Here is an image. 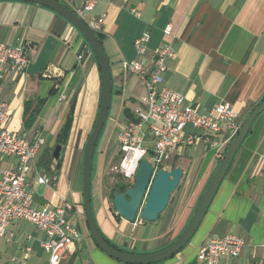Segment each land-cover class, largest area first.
<instances>
[{
	"label": "crops",
	"instance_id": "1",
	"mask_svg": "<svg viewBox=\"0 0 264 264\" xmlns=\"http://www.w3.org/2000/svg\"><path fill=\"white\" fill-rule=\"evenodd\" d=\"M58 1L74 9L73 0ZM102 15L99 33L110 63L115 99V116L109 110L111 125L116 122L113 142L144 93L139 78L123 69V60L146 62L164 43H171L174 55L166 60L163 83L183 95L182 107L205 112L227 102L244 121L263 99L264 0H99L87 17ZM167 25L170 34L163 31ZM145 31L150 33L147 54L138 56L133 41ZM0 40L26 50L31 58L22 74H5L0 80V100L8 105L11 132L29 139L41 134L45 139L37 169L44 170L51 181L40 184L36 171H31L28 185L34 206H73L69 218L79 238L61 264H110L89 234L82 205L83 148L101 98L98 60L73 25L53 9L34 2L0 1ZM69 116L70 130L63 144L59 133ZM56 144L64 148L58 171V161L52 156ZM105 145L97 147L91 172L97 227L111 242L128 249L152 253L170 245L185 229L221 158L214 153L202 156L212 150L203 142L186 147L171 163L183 170V177L158 221L137 218L131 223L110 204L106 180L119 156L116 145L113 151ZM16 165L15 158L0 155V171ZM133 229L142 233L140 243L132 238L127 242ZM197 232L161 264H197V248L209 236L225 234L243 238L244 246L239 256L222 258L219 264H264V114L237 151ZM45 239L30 222L14 221L0 237V260L47 264L49 254L41 247ZM89 254L93 258H87Z\"/></svg>",
	"mask_w": 264,
	"mask_h": 264
},
{
	"label": "built area",
	"instance_id": "2",
	"mask_svg": "<svg viewBox=\"0 0 264 264\" xmlns=\"http://www.w3.org/2000/svg\"><path fill=\"white\" fill-rule=\"evenodd\" d=\"M98 1L73 0V11L96 33L102 28L104 16L88 18L87 14L93 11ZM163 31L170 34V26ZM149 39L148 31L134 39L133 47L138 56L147 54ZM173 55L171 43H164L151 52L146 62L139 59L122 62L123 69L136 75L144 87L140 104L132 109L136 120L122 126L115 138L119 157L111 171H116L130 185L142 159L150 163L153 174L159 168L171 166L174 158L182 155L186 147L199 142L213 149L216 158H222L224 148L243 123L227 102L218 103L205 112L182 107L183 95L163 83L166 60ZM30 61L26 50L0 40V80L5 74H22ZM9 120L8 105L0 100V155L17 160L15 168L0 171V237L6 235L10 223L26 220L46 236L41 247L49 254L47 264H61L79 238L78 228L69 218L73 206L69 203L44 209L34 206L33 193L28 185L31 171H36L38 183L49 184L51 181L44 170L37 169L45 139L41 134L29 139L11 132ZM187 127L193 131L186 130ZM219 136L221 140L217 139ZM243 246V238L235 234L209 236L197 248V264H219L222 258L237 257ZM29 250L26 248L27 252ZM0 264L24 263L13 258L0 260Z\"/></svg>",
	"mask_w": 264,
	"mask_h": 264
},
{
	"label": "water",
	"instance_id": "3",
	"mask_svg": "<svg viewBox=\"0 0 264 264\" xmlns=\"http://www.w3.org/2000/svg\"><path fill=\"white\" fill-rule=\"evenodd\" d=\"M12 1V0H0ZM34 2L47 6L57 12L84 37L93 50L100 69L101 98L93 127L85 141L82 156V205L85 213L89 234L97 248L107 256L122 264H157L176 255L191 240L198 229L203 217L215 196L220 183L229 169L237 151L243 144L256 118L264 111V98L244 119L238 133L228 145L219 165L204 189L193 214L182 233L165 248L152 253H130L119 250L110 245L101 235L93 213L91 203V172L94 149L100 132L107 122L112 99V77L110 63L101 40L83 19L58 0H19ZM64 148L56 144L52 156L58 161L56 171L59 170ZM150 163L142 159L139 163L134 182L123 191L112 193V207L117 215L128 222L134 223L137 218L152 223L157 220L166 209L171 194L178 188L183 177L180 167L170 169L159 168L153 173Z\"/></svg>",
	"mask_w": 264,
	"mask_h": 264
},
{
	"label": "rangeland",
	"instance_id": "4",
	"mask_svg": "<svg viewBox=\"0 0 264 264\" xmlns=\"http://www.w3.org/2000/svg\"><path fill=\"white\" fill-rule=\"evenodd\" d=\"M112 103H113V105H112V108H110V113H111V115H112V117H113V115L115 116V114H116V112H115V110H113V109H115V106H114V103H115V99L113 98L112 99ZM110 113H109V116H108V119H107V122H106V124H105V127H104V129H103V131H102V133H101V135H100V137H99V140H98V146L97 147H101V148H103V145H104V143L106 144L105 146L107 147V150H110V151H113V150H115V145H116V143H115V140H114V142H113V136H114V132H116V130L114 129V127H115V123L114 124H112L111 125V118H110ZM97 147H96V150H97ZM106 150V149H105ZM213 150V149H212ZM212 150H206L203 154L204 155H202V156H212V153H214V150L212 151ZM212 151V152H211ZM117 154H118V151H117V153H116V156H117ZM116 164V161H115V163H113V166ZM112 166V167H113ZM115 174H118L116 171H114V170H110L109 171V174L107 175V177H108V179L106 180V183H107V189H108V191L110 190V187H111V185L113 184V182H114V175ZM119 175V174H118ZM172 195V194H171ZM109 201H110V204L112 205V203H111V200H110V198H109ZM167 208V207H166ZM165 211V210H164ZM163 211V212H164ZM162 214V213H161ZM161 214H160V216H161ZM172 219V218H171ZM156 221H158V219L157 220H155L154 222H156ZM129 228H130V226L127 228V233H129L130 231H129ZM198 230V229H197ZM197 230H196V232H197ZM195 232V234L193 235V237L195 236H197L198 235V232L196 233ZM141 236H142V233L138 230V229H133V231L131 232V236H129V239H128V243L130 244L132 241H131V238L133 239V240H136L137 239V241H138V243H140V241H141ZM192 237V238H193ZM191 238V239H192ZM154 241H157V239H155ZM97 250H98V252H102V251H100L98 248H97ZM102 256H104V258H106V260H108V262H110V264H116L115 262H117V264H122V263H119L118 261H116L115 259H113V258H111V257H109V256H107L105 253H103L102 252ZM93 258V256L92 255H88L87 256V258ZM160 263V262H159Z\"/></svg>",
	"mask_w": 264,
	"mask_h": 264
},
{
	"label": "trees",
	"instance_id": "5",
	"mask_svg": "<svg viewBox=\"0 0 264 264\" xmlns=\"http://www.w3.org/2000/svg\"><path fill=\"white\" fill-rule=\"evenodd\" d=\"M96 34H97L98 38L102 41V38H101L100 33L97 32ZM92 51H93V50H92ZM263 98H264V96H263ZM261 101H262V100H261ZM125 111H128V110L126 109ZM262 114H264V111H263V112H262V113L256 118V120L254 121V123L257 121L258 118L261 117ZM128 115H129L128 117L131 118V120H136V118L134 117V115H133L132 113H129ZM254 123H253V125H254ZM70 124H71V117L69 116L68 119L66 120V122H65V124H64V126H63V128L61 129V132L59 133V141H60V143H63V144L66 143V141H67V137H68V134H69V130H70ZM105 124H106V123H105ZM105 124H104V126H103V128H102V130H101V132H100V135H101V133H102L104 127H105ZM253 125H252L251 129L249 130V133H248V135L246 136V138H247V137L249 136V134L253 131ZM100 135H99V137H100ZM246 138H245V139H246ZM98 140H99V138H98ZM98 140H97V143H96V145H95L94 154H95V152H96V147L98 146V145H97V144H98ZM244 141H245V140H244ZM243 143H244V142H243ZM241 146H242V145H241ZM241 146H240V148H241ZM227 147H228V146H227ZM227 147L224 148L223 153H222V157H223V155H224V153H225ZM221 159H222V158H221ZM173 167H175L174 164L171 165V168H173ZM113 177H114V182H113V184L111 185L110 190H109V198H110V200H111V203H112V193H113V192H115V191H123L126 187L130 186V184H129L128 182H126L125 180H123V178H122L120 175L115 174ZM143 221H144V220H143ZM98 229H99V228H98ZM99 231H100V230H99ZM100 233H101V235L103 236V238H104V239H105L110 245H112L113 247H115V248H117V249H119V250H122V251H125V252H130V253H139V254L145 253V252L137 251V250H134V249H128V248H126V247H120V246L114 244L113 242H111V241H110V240H109L104 234H102L101 231H100ZM173 241H174V240H172V242H173ZM172 242H171V243H172ZM119 263H120V262H119ZM161 263H162V262L157 263V264H161Z\"/></svg>",
	"mask_w": 264,
	"mask_h": 264
}]
</instances>
